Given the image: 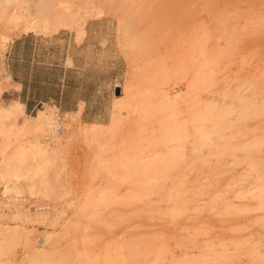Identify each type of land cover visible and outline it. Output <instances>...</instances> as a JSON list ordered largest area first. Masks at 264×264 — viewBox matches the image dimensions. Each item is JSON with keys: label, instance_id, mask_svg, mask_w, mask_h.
I'll return each instance as SVG.
<instances>
[{"label": "rangeland", "instance_id": "obj_1", "mask_svg": "<svg viewBox=\"0 0 264 264\" xmlns=\"http://www.w3.org/2000/svg\"><path fill=\"white\" fill-rule=\"evenodd\" d=\"M15 4L71 12L29 29ZM6 6L0 103L22 105L0 112V161L16 174L0 187L49 208L0 214V264L43 248L41 264H264V0ZM155 91L184 134L148 111ZM38 109L53 127L33 126Z\"/></svg>", "mask_w": 264, "mask_h": 264}, {"label": "bare ground", "instance_id": "obj_2", "mask_svg": "<svg viewBox=\"0 0 264 264\" xmlns=\"http://www.w3.org/2000/svg\"><path fill=\"white\" fill-rule=\"evenodd\" d=\"M2 1V0H1ZM0 1V9H7V2L9 3L10 0H3L4 2H1ZM15 1V0H14ZM22 0H19V2H21ZM26 1V0H25ZM12 2V1H11ZM1 3L4 4L6 6V8L1 6ZM6 3V4H5ZM12 4V3H10ZM21 5V4H20ZM20 5H17L15 4V6H13L12 8H9L10 10L8 11H11V12H15V13H19V15L23 14L25 17H26V20H27V26L29 29H34L36 27L39 26L40 23L46 25L48 24V22H46L49 18H51L52 20L54 19L55 21H58V23H60L59 21H61V18L62 17H69L68 15L70 14V10L67 9L66 7V10H60V9H63V8H60V9H53L54 11L52 12L51 11V15L48 14H45V15H40V12L37 10L36 12H34V14H32V12L27 9V8H23L21 7ZM37 6V5H36ZM40 6V5H39ZM44 5H41V7H43ZM54 6V5H53ZM50 7V5H49ZM51 8V7H50ZM1 9V10H2ZM35 9V8H34ZM41 10V9H40ZM50 10V9H49ZM4 11V10H2ZM39 12V13H38ZM45 12H50L48 10H45ZM44 13V12H42ZM99 13V12H98ZM68 14V15H67ZM66 15V16H64ZM50 19V20H51ZM55 23V22H54ZM57 23V24H58ZM61 23H65L64 22H61ZM67 24V23H65ZM54 25V26H52ZM71 25V24H70ZM51 26L55 29L57 28L55 24L51 23ZM59 26H62L61 24H58V27ZM192 45V44H191ZM201 50V49H200ZM209 56V55H208ZM178 67V64H177V61H175L172 65V69L169 70V71H175V69H177ZM124 88V87H123ZM122 88V89H123ZM127 89V88H126ZM130 90V89H128ZM121 92V91H120ZM123 92V90H122ZM127 94V93H126ZM129 94V93H128ZM152 94H155L156 96V101H154L153 103H151V106L150 104H148L149 107L148 108V111H152L154 112V114L156 115V117L160 120L158 121H161L163 123V125H160V128L163 129L164 132H171V134H184V125L180 122H176L175 120H173V113L174 111L176 110V101L174 98H171L170 96H167L165 92L163 93H160L158 91H155L153 92ZM129 96V95H128ZM151 96V94H150ZM239 103H241V100H239ZM153 104V105H152ZM22 104L20 102H17V101H12V102H6V103H0V112H5V113H8V112H16L18 111V107L21 106ZM241 106H244V104L242 103ZM262 108L264 110V101L262 102ZM151 107V108H150ZM146 108V109H147ZM150 109V110H149ZM152 109V110H151ZM147 113V112H146ZM150 113V116L151 117H154V114L153 116L151 115V112ZM203 112L199 113L198 114H195V116H191V117H194V118H202L204 115ZM196 115H198L196 117ZM206 115V114H205ZM33 126L37 127L38 129H43L44 127H47L49 128L50 127H53L54 123H53V120L51 118V115L45 111V110H42V109H38L37 110V115L34 116V121H33ZM159 123V122H158ZM25 125L27 123H24ZM25 125L23 127H25ZM162 126V127H161ZM59 130L63 131L62 130V127L61 129L59 128ZM60 131V132H61ZM94 132V131H93ZM99 134V133H97ZM199 134H203V132H200ZM262 141L264 142V139H262ZM21 153V151H19ZM24 152V151H23ZM37 152V151H36ZM43 152V151H42ZM40 150L38 152L39 153H42ZM33 153V152H32ZM22 154V153H21ZM20 154V155H21ZM183 154V151L182 150H179L177 151V153L175 154H172L173 157H179V156H182ZM46 155V154H45ZM167 155V156H166ZM163 156L162 160L164 161V163H167L168 161H170L169 157H172L170 156L169 154H166ZM169 155V157H168ZM25 156V155H24ZM44 156V154H43ZM41 160V159H40ZM0 178H2L3 176H6V175H13V176H16L15 173H12L14 172V168H15V165H13V163L11 162V160L9 158H3L2 162L0 161ZM28 164V163H27ZM26 165V164H25ZM44 165V162L43 163H39L36 165V171L38 172L40 169H42ZM24 166V165H22ZM20 167V166H18ZM26 167V166H25ZM24 167V169H25ZM21 169V167H20ZM33 183V182H31ZM36 183V182H35ZM7 186H9L8 184H6L4 186V189L7 188ZM3 189V190H4ZM8 189V188H7ZM31 190V188H30ZM12 210V209H11ZM3 214V213H2ZM14 215H16V213H14ZM18 215V214H17ZM16 215V216H17ZM1 216V215H0ZM17 229V226L14 227L13 226V229L11 228V230L9 232L5 231V238H14V236L16 237L18 232L15 230ZM9 230V229H8ZM20 234V233H19ZM25 242H27V240L25 239ZM46 244H50V241H47ZM51 255V251L50 249L48 248H43V249H32L30 250V252L28 253V263L29 264H41V263H44L46 262L48 259H49V256ZM41 259V260H40ZM41 261V263H40Z\"/></svg>", "mask_w": 264, "mask_h": 264}, {"label": "built area", "instance_id": "obj_3", "mask_svg": "<svg viewBox=\"0 0 264 264\" xmlns=\"http://www.w3.org/2000/svg\"><path fill=\"white\" fill-rule=\"evenodd\" d=\"M14 207H21L23 210H46L49 208V205L46 203L33 202L25 196H18L15 200L9 201L7 196L3 193L2 187H0V214L13 209ZM39 241H43L42 236L39 237Z\"/></svg>", "mask_w": 264, "mask_h": 264}]
</instances>
